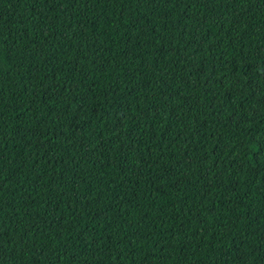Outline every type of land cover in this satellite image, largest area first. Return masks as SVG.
<instances>
[{"label": "trees", "instance_id": "16d2710c", "mask_svg": "<svg viewBox=\"0 0 264 264\" xmlns=\"http://www.w3.org/2000/svg\"><path fill=\"white\" fill-rule=\"evenodd\" d=\"M0 264H264V0H0Z\"/></svg>", "mask_w": 264, "mask_h": 264}]
</instances>
